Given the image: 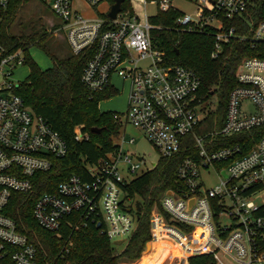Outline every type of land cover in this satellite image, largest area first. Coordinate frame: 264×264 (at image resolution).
<instances>
[{"label": "built area", "instance_id": "built-area-1", "mask_svg": "<svg viewBox=\"0 0 264 264\" xmlns=\"http://www.w3.org/2000/svg\"><path fill=\"white\" fill-rule=\"evenodd\" d=\"M36 1L50 6L70 53L87 57L80 81L89 93L118 92L114 79L127 83L129 91L126 112L114 115L121 124L114 150L96 164L86 165L93 178L70 174L54 191L37 197L32 217L53 232L69 216L75 217V224L91 219L100 224L111 242L123 243L137 225L135 204L128 207L123 186L156 165L138 173L143 157L125 151L126 145L135 142V137H125L126 124L139 128L161 157H170L180 149L181 136L195 130L207 114L197 74L181 65L165 64L164 53L155 49L151 39V30L160 27L150 19L175 10L174 0H128L129 7L124 10L122 0L114 19L108 13L115 0H84L93 9L109 3L105 13L92 17L77 11L73 0ZM135 1L142 4L143 21L134 11ZM251 1L195 0L193 14L181 12L175 29L202 32L207 25L213 27L214 59L224 44L237 37L236 28L227 27L226 21L242 16ZM9 2L0 0V23ZM147 6H153L156 13L147 15ZM239 39L246 40L252 49L260 48V56L245 58L238 65L237 86L229 93L222 126L195 136L196 153L178 166V186L162 194L159 203L163 211L156 204L151 210V235L154 240L163 233V243L169 249L163 262L171 260L169 264H187L189 256L199 253H212L219 264V251L239 264H264V253L256 245L257 236L264 238V203L253 200L264 190V134L248 150L238 142L218 146L210 138H227L264 124V19ZM21 65L22 52L7 53L0 43V264H40L35 259V246L16 229L5 209L12 192L31 190V176L48 171L53 158L67 153L61 135L13 93L18 83L11 76ZM244 101L252 104L253 112L243 108ZM74 138H87V134L76 126ZM209 168L215 171L216 183L205 187L201 172Z\"/></svg>", "mask_w": 264, "mask_h": 264}, {"label": "trees", "instance_id": "trees-1", "mask_svg": "<svg viewBox=\"0 0 264 264\" xmlns=\"http://www.w3.org/2000/svg\"><path fill=\"white\" fill-rule=\"evenodd\" d=\"M30 1L10 0L7 9L1 13L0 43L7 53L21 51L23 66L29 68L25 81L14 87L13 93L21 96L30 110L61 135L67 144V153L63 157L53 158L48 171L31 176V190L12 192L5 213L15 221L16 229L35 246V259L40 264L134 262L140 257L146 242L152 238L149 221L153 206L156 204L163 211L159 199L166 189L178 186L180 179L177 169L180 162L196 153L195 136L222 126L229 93L237 86L235 72L238 65L245 58L260 56V48L252 49L239 36H248L250 30L264 19V0H252L242 16L226 21L227 27L236 28L237 37L224 44L214 59L211 58L213 27L207 25L202 32H179L174 22L181 12L176 9L150 19L151 24L160 27L151 30L150 35L155 49L164 53L165 64L193 70L200 79L199 95L203 101L217 98V107L215 111L207 113L195 130L181 136L178 152L170 157H160L154 168L137 174L123 186L128 207L132 208L136 201H140L141 210L135 212L137 225L121 244L122 247L111 242L91 219L75 224V217L69 216L60 229L53 232L40 226L32 217V207L37 197L43 192L54 191L58 182L70 174H80L84 179L93 178L86 165L96 164L114 150L116 144L113 137L119 133L120 121L114 118L116 112L102 113L98 110L99 102L115 96L116 90L107 89L91 94L82 85L80 76L87 57L74 56L69 49L67 53L59 55L61 50L51 43L52 32L45 29L39 17L27 24L19 21L20 11ZM128 7V0H124L122 9ZM33 47L47 55L52 64L50 68H39L29 53ZM76 126L81 133L87 134V138L75 140ZM92 127H99L101 131L92 132ZM263 134L264 124L227 138L220 135L210 138H214L218 146L238 142L248 150ZM256 245L264 253L263 237H256ZM187 264L217 263L212 253H199L189 256Z\"/></svg>", "mask_w": 264, "mask_h": 264}, {"label": "rangeland", "instance_id": "rangeland-1", "mask_svg": "<svg viewBox=\"0 0 264 264\" xmlns=\"http://www.w3.org/2000/svg\"><path fill=\"white\" fill-rule=\"evenodd\" d=\"M172 5L176 10L184 14H193L196 8L195 0H174L172 2ZM49 7H50L49 5H42L36 0H31L20 11L19 21L22 22V24H27L32 19L39 17L45 29L48 30L49 32H52L53 35V39L51 41L52 45L59 48L61 50V54L59 55H62L68 52L67 44L64 39L63 31L60 28L58 19L53 15ZM73 7L77 11H79L83 16L92 17L93 14L99 15L101 13H105L109 7V3L108 2L101 3L95 9H93L91 6L87 5L84 0H73ZM133 7L136 14L143 21L144 9L142 7V4L140 2L135 1L133 3ZM145 12L147 15L152 16L156 13V9L153 6H147ZM16 29L17 28H15V30ZM29 53L32 59L36 62V64L39 66L41 70H45L51 67L52 65L51 61L43 51L33 47L30 49ZM28 74H29V68L27 66H23V65L16 66L15 69L13 70L11 80L14 83H18V84L22 83L25 81ZM113 82L116 85V88L118 89L117 94L109 99H104L103 101L99 102L98 110L102 113L117 112L123 115L127 109V96H128L129 86L127 83L122 84V82L117 79H114ZM242 106L243 108H245L250 112L254 111V108L249 101H244L242 103ZM216 107H217V98L215 97L203 103V108H205L203 111H207V113L209 111H215ZM120 131H121V124L119 128V133L115 137H113L114 144H116L119 138ZM124 134L126 138L135 137V142L130 145L129 144L126 145L125 151L129 153L131 156L143 157V162L141 163V168L138 171V173L141 170H145L146 168H151L153 163L157 164V162L161 157L160 153L146 139L143 132L139 128L133 126L130 123H127L124 129ZM123 175L125 174L123 173ZM201 177H203L205 187H212L216 183L215 171L212 168H209L208 172H201ZM253 200L257 204L264 203V190L259 191L253 197ZM157 215L158 214H154L153 216L156 217ZM159 234L161 235V237L154 240V245L157 248L155 259L159 264H169L171 260H169V262L162 261L169 252L168 251L169 249L167 248L168 245H166L165 242L163 243V239H164L162 236L163 233L159 232ZM152 241L153 238L148 242H146L140 257L136 261L134 262L123 261L121 264H145L148 261H151L152 264L153 256L151 257V255H153L155 252V248L154 249L152 248ZM121 244L123 245V243ZM121 244L120 247H122ZM147 257L148 259H146ZM217 257L220 260L219 264H239L234 260H232L229 256L221 253L220 251L217 252Z\"/></svg>", "mask_w": 264, "mask_h": 264}, {"label": "water", "instance_id": "water-1", "mask_svg": "<svg viewBox=\"0 0 264 264\" xmlns=\"http://www.w3.org/2000/svg\"><path fill=\"white\" fill-rule=\"evenodd\" d=\"M122 3V0H115V4L111 7L110 12L108 13V17L111 19H114L116 17V14L120 11V4ZM92 132L99 133L101 131V128L99 127H92ZM135 210L140 211L141 210V203L140 201L135 202ZM100 224H98L99 226ZM117 245L121 244V241L116 242Z\"/></svg>", "mask_w": 264, "mask_h": 264}, {"label": "crops", "instance_id": "crops-1", "mask_svg": "<svg viewBox=\"0 0 264 264\" xmlns=\"http://www.w3.org/2000/svg\"><path fill=\"white\" fill-rule=\"evenodd\" d=\"M160 237H161V235L158 233V234L154 237V240L157 239V238H160ZM154 240L152 241V248H153V249L155 248V252H154L153 255H151V257L153 256L152 262L159 264V263L157 262V260L155 259V255H156V250H157V248H156V246L154 245ZM158 240H159V239H158ZM168 251H169V250H168ZM168 256H169V252H168L167 255L164 257V259L167 258ZM149 258H150V257H149ZM146 259H148V257H147ZM164 259H163V260H164ZM163 260H162V261H163ZM162 261H161V263H162ZM147 263H151V261H148V262H146L145 264H147Z\"/></svg>", "mask_w": 264, "mask_h": 264}]
</instances>
